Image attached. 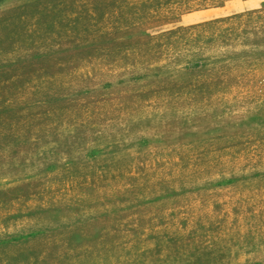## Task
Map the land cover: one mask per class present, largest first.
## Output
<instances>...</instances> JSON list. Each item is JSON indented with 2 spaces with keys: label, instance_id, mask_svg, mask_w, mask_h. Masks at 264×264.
<instances>
[{
  "label": "rangeland",
  "instance_id": "1",
  "mask_svg": "<svg viewBox=\"0 0 264 264\" xmlns=\"http://www.w3.org/2000/svg\"><path fill=\"white\" fill-rule=\"evenodd\" d=\"M0 264H264V0H0Z\"/></svg>",
  "mask_w": 264,
  "mask_h": 264
}]
</instances>
